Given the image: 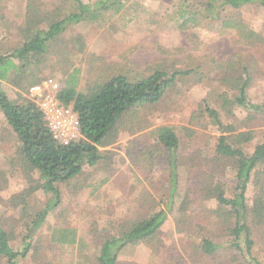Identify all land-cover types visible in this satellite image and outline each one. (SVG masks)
Listing matches in <instances>:
<instances>
[{
	"label": "rangeland",
	"instance_id": "374dc122",
	"mask_svg": "<svg viewBox=\"0 0 264 264\" xmlns=\"http://www.w3.org/2000/svg\"><path fill=\"white\" fill-rule=\"evenodd\" d=\"M28 1L0 0V54L6 53L9 40L15 41L19 36ZM81 1L92 5L99 0ZM35 3L46 11L58 7L68 11L76 5L75 0ZM182 3L183 0H123L104 13L101 21L70 27L52 45L43 63L30 67L31 83L57 84V94L70 73L79 78L80 92L116 75L137 80L156 71L191 74L179 77L160 103L138 108L128 116L123 128L126 131L117 143L101 148L105 159L96 168H86L78 180L58 185L59 206L36 233L28 226L20 227L14 248L19 249L23 237L32 232L34 244L48 262L95 264L105 237L117 233L124 221L166 211L167 223L157 237L149 243L125 248L118 264H247L240 252L231 247V225L220 213L215 198L216 190L233 198L236 178L230 162L215 154L223 133L205 108L208 104L217 111L226 127L235 128V134L253 132L255 139L244 147L247 153L252 152L264 141V115L238 106L229 113L223 106L222 95L228 93L235 98L237 91L231 90L226 79L239 75L248 65L252 77L248 99L255 105L264 104V63L253 60L250 46L239 40L233 30L224 29L221 22L184 28ZM242 18L250 28L264 33V12L249 9L242 12ZM33 86L19 91L37 102L30 92ZM2 87L10 99H18L16 87L9 82ZM162 127L173 129L180 140L179 178L174 193L167 155L157 144ZM17 146L16 137L0 113V171L12 169L10 162L16 158ZM31 177L28 180L20 175L12 179L0 193L4 199L0 215L21 218L18 210L10 209L5 201L32 184L33 178H39L36 173ZM255 191L250 185V207ZM52 198L41 190L35 192L30 199V220ZM186 201L187 210L182 212ZM58 228L76 229L78 243L69 246L57 242ZM204 240L221 248L214 255H207L201 250ZM253 240V255L264 264V224L253 230ZM34 252L31 250L22 264H39L34 260ZM250 264L254 263L250 260Z\"/></svg>",
	"mask_w": 264,
	"mask_h": 264
},
{
	"label": "trees",
	"instance_id": "16d2710c",
	"mask_svg": "<svg viewBox=\"0 0 264 264\" xmlns=\"http://www.w3.org/2000/svg\"><path fill=\"white\" fill-rule=\"evenodd\" d=\"M35 2L28 1L19 36L15 41L9 40L6 53L0 54V113L4 115L18 145L16 158L10 162L12 169L0 171V193L6 190L12 179L20 175L28 180L34 173L39 176L37 180L33 178L32 184L20 193L5 201L10 209L18 210L21 218L17 220L7 213L0 215V264H22L31 250H35L36 257L33 258L39 264H53L40 255V249L33 242L32 232L39 231L49 214L59 206L61 193L58 185H68L78 180L84 176L86 168L96 167L102 162L105 156L101 148L117 143L121 133L126 131L123 128L128 116L138 108L160 103L179 77L191 74L190 71L172 74L156 71L149 77L137 80L116 75L90 85L85 92L78 90L77 75L68 74L57 97L61 104L71 107L77 114L81 137L70 145H62L54 139L39 104L20 93L37 84L31 83L28 70L43 63L52 45L70 27L101 21L104 13L121 5L123 0H99L92 5L75 0L76 5L68 11L61 7L46 11ZM249 9L264 12V0H183L182 26L221 22L224 29L233 30L239 40L250 46L253 60L264 63V33L250 28L242 18V12ZM249 70V66L245 65L239 75H231L226 79L237 95L232 99L228 93H224L223 106L229 113L238 106L264 115V104L255 105L248 99L247 90L252 78ZM4 82L20 90L18 99H10L2 87ZM205 113L223 133L215 154L217 158L230 162L236 178L233 198H227L222 190L215 191L220 213H224L226 222L231 225L228 227L233 237L231 247L240 252L247 264H250V260L260 264L253 255V230L264 224V141L247 153L244 147L255 139L253 132L235 134V128L226 127L219 113L208 104ZM157 144L167 155L171 191L174 193L179 178V137L173 129L162 127ZM250 185L256 188L252 207L247 202ZM39 190L53 198L45 209L30 220V199ZM3 203L4 199L0 195V204ZM187 206L186 201L181 211L185 212ZM167 219L166 211H160L147 218L124 221L117 233L105 237L95 264H118L120 253L125 248L153 241L165 227ZM23 226H28L32 232L23 237L22 246L16 249L12 244L18 238L17 230ZM55 240L63 245H76L78 232L73 228H58L55 230ZM220 248V245L210 240H204L201 244L202 252L207 255H214Z\"/></svg>",
	"mask_w": 264,
	"mask_h": 264
},
{
	"label": "built area",
	"instance_id": "2783aa9c",
	"mask_svg": "<svg viewBox=\"0 0 264 264\" xmlns=\"http://www.w3.org/2000/svg\"><path fill=\"white\" fill-rule=\"evenodd\" d=\"M58 88L57 84L46 82L33 86L30 92L44 112L54 139L62 145H70L81 137L79 118L71 107L60 103L54 91Z\"/></svg>",
	"mask_w": 264,
	"mask_h": 264
},
{
	"label": "crops",
	"instance_id": "0c3cea01",
	"mask_svg": "<svg viewBox=\"0 0 264 264\" xmlns=\"http://www.w3.org/2000/svg\"><path fill=\"white\" fill-rule=\"evenodd\" d=\"M91 168V167H90ZM92 168H94V167H92ZM96 168V167H95ZM84 173H85V170H84Z\"/></svg>",
	"mask_w": 264,
	"mask_h": 264
}]
</instances>
